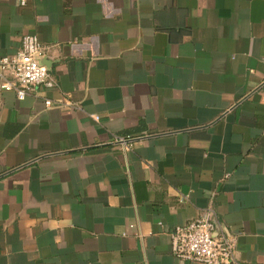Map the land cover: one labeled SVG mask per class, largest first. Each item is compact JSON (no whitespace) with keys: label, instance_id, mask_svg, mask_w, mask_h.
I'll list each match as a JSON object with an SVG mask.
<instances>
[{"label":"crops","instance_id":"0c3cea01","mask_svg":"<svg viewBox=\"0 0 264 264\" xmlns=\"http://www.w3.org/2000/svg\"><path fill=\"white\" fill-rule=\"evenodd\" d=\"M27 33L55 85L0 88V264H201L170 232L207 214L264 264V0H0V56Z\"/></svg>","mask_w":264,"mask_h":264},{"label":"built area","instance_id":"2783aa9c","mask_svg":"<svg viewBox=\"0 0 264 264\" xmlns=\"http://www.w3.org/2000/svg\"><path fill=\"white\" fill-rule=\"evenodd\" d=\"M25 4V0H20ZM44 49L36 34L27 33L22 36L20 49L14 54L0 56V88L16 92L19 99H24L30 92L39 87L51 88L55 80L48 68L40 62ZM45 104L50 107L52 99H46ZM60 105L73 106L70 99L63 100ZM99 120L98 114H92ZM135 137L116 136L114 142L124 151L132 149ZM214 222L210 215H203L184 224L176 225L170 232L172 252L183 261L199 262L201 264H234L235 242L226 236H214Z\"/></svg>","mask_w":264,"mask_h":264}]
</instances>
